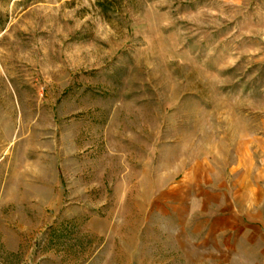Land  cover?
<instances>
[{"label": "rangeland", "instance_id": "obj_1", "mask_svg": "<svg viewBox=\"0 0 264 264\" xmlns=\"http://www.w3.org/2000/svg\"><path fill=\"white\" fill-rule=\"evenodd\" d=\"M234 166L264 181V0H0V264H88L92 215Z\"/></svg>", "mask_w": 264, "mask_h": 264}, {"label": "crops", "instance_id": "obj_2", "mask_svg": "<svg viewBox=\"0 0 264 264\" xmlns=\"http://www.w3.org/2000/svg\"><path fill=\"white\" fill-rule=\"evenodd\" d=\"M220 173L218 179L207 171H188L153 190L150 201L165 206L161 213L138 210L132 219L133 213L122 209L120 223L92 215L88 231L103 236L104 244L88 264H209L211 253L216 252V262L223 259L226 242L233 248L241 241L264 250V181L256 182L250 169L235 166L229 169L232 176H226L225 169ZM157 212L159 216H153ZM116 227H121L119 237L113 235ZM260 259L264 264V251Z\"/></svg>", "mask_w": 264, "mask_h": 264}]
</instances>
